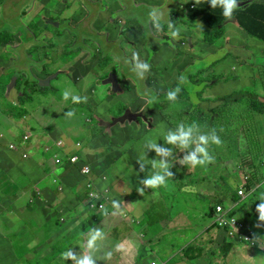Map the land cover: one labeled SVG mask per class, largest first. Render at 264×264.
<instances>
[{
	"label": "rangeland",
	"instance_id": "1",
	"mask_svg": "<svg viewBox=\"0 0 264 264\" xmlns=\"http://www.w3.org/2000/svg\"><path fill=\"white\" fill-rule=\"evenodd\" d=\"M183 1L0 0L1 63L15 65V61H10L15 50H11L7 42L14 44L20 34L23 37L34 34L31 37L33 61L15 76L21 78L20 89L8 87L7 100L18 106L22 92L37 84L34 81L28 83L32 78L44 88L46 81L51 82L47 91L38 90L33 95L29 94L31 100L26 109L29 117L21 125L0 120V183L10 179L20 189L9 197L7 204H0V264H66L67 261L74 264L71 259L63 260L61 253L71 245L77 250L73 252L81 253L79 240L48 243L45 238L54 236V233H46V221L40 223L46 208L53 215L57 214V209L59 214H63L55 223L59 229L69 227L68 224L86 214L82 204L74 206L73 194L67 187L64 186L59 193L57 189L40 190V185L50 176L55 174L60 177L63 174L60 168L54 173L51 163L69 154L83 156L84 160L79 168L66 161L61 164L67 172L68 186L71 182L78 186L76 179L80 176V168H87L91 172L87 177L93 179L100 176L107 190L115 189L117 198H134L131 206L135 209L153 208L151 212L134 213L136 223L131 224L135 232L142 235L139 248L144 254L143 264L154 260L168 264L189 263L183 257L182 249L191 244L201 248L200 251L194 250L193 254H202L192 264H264V255L254 256L246 245L236 246L225 255L220 243L223 234L217 229L208 230L214 222L203 208V203L206 208L211 206L222 188L228 185L227 180L214 177L218 174L227 176L237 168L241 180V174L246 173L244 166L230 160L224 162L222 169L215 159L212 168H208L209 164L189 168L180 160L194 150L196 144H190L188 149H176L177 146L166 143L163 138L169 130L176 132L172 126L181 122L196 121L205 129L202 134L211 136L212 130L216 132L217 129L208 120L210 114L204 109L207 106L204 101L218 103L224 97L240 95L243 101L249 102L251 95H257L264 103V42L236 26L232 22L234 18L227 19L226 25L223 21L210 33H201L203 24L198 25L199 29L194 24L182 22ZM154 8L163 13L161 30L155 29L149 22V13ZM169 19L180 29L179 39L170 37ZM108 27L111 28L106 29ZM219 27L222 28L221 36L215 43H210L208 37ZM43 31H49L54 36L51 45H43L44 56L52 59L51 64L41 61L42 44L34 40ZM76 35L80 37L79 41L83 40L86 48L91 45L101 53V47L105 46L106 50L111 49L119 57L117 76L118 79L126 78L119 83L120 90L113 91L109 82L100 81L98 76H106L98 65L83 69V74L76 75L72 60L74 53L85 54L81 47L69 52V43ZM117 41L118 46H112ZM76 47L74 45L71 49ZM133 53L151 66L139 81H134L138 76L129 62ZM24 62L20 60L19 64ZM117 64L118 61L114 60L109 66L112 72L116 71ZM94 67V72L90 74V69ZM11 74L12 70L2 77L5 85L9 83ZM55 74L57 77L52 80ZM176 87H180L181 94L175 102H167L164 94ZM146 90L151 91L152 96L159 94L154 99L157 108H152L147 103L149 99L143 97ZM63 92L70 95L66 101L61 97ZM79 96L85 97L91 107H87L86 102L76 103L73 100V97ZM120 105L128 110L116 118ZM226 105L219 110L230 117L233 104ZM240 107L241 104H238L234 109ZM69 112L73 115H68ZM22 126L32 129L24 138H21ZM251 126L258 129L260 138L264 139L262 118L255 115ZM33 136L36 137L34 155L29 161H23L18 154L9 151L11 148L18 151V141L19 144L25 141L28 145L25 139ZM147 139L172 150L167 160L171 165L169 171L174 175L167 180L166 186L156 189L141 182L159 171L153 169L150 162L160 157L155 150L144 147ZM222 146L210 144L209 153L216 158ZM45 149L49 152L44 153ZM143 154L145 169L141 171L138 161ZM263 170L261 163H256L253 169L264 189ZM234 184L237 188L238 184ZM138 189H143V194ZM38 190L40 199L37 205H27L33 200L32 194H38ZM249 196L241 198L243 202L235 210L242 209ZM101 217L103 215L99 213L92 219ZM149 218L154 219V224ZM81 227V233H84L86 227ZM18 230L32 235L36 232L27 247L19 248L26 238L19 239L15 235ZM11 245L13 250L9 249ZM113 256L115 261L120 258L118 254Z\"/></svg>",
	"mask_w": 264,
	"mask_h": 264
},
{
	"label": "trees",
	"instance_id": "2",
	"mask_svg": "<svg viewBox=\"0 0 264 264\" xmlns=\"http://www.w3.org/2000/svg\"><path fill=\"white\" fill-rule=\"evenodd\" d=\"M177 1H178L177 3H179V0ZM238 3H240V7L236 9V11L233 13V17H232L234 18L233 21L245 32L250 34L252 37L264 42V0H238ZM183 5H184V9H183L184 17L182 20L186 23H194L198 28H199L198 26L199 24H203V27H201L200 30L201 33H210V31L217 28L221 23H223V21H224L223 23L224 25H226V23L228 22L226 21L227 19L223 16L221 8L217 7L215 9H212L210 4L207 2V0H200L199 3H196V0H184ZM187 18H189L188 21L186 20ZM221 34H222V28L219 27L214 33H212L208 37L207 40L210 43H215L219 39ZM115 46H118V43ZM118 68L119 66L116 68L117 69L116 71H118ZM92 70L94 71L95 67L92 68ZM13 73L14 70H12L9 83L7 85H5L2 79H0V100L2 101V103L0 104V120H2L5 123L15 122L18 125H21L24 122L25 118L29 117L28 111L26 110L31 100L29 94L32 93L33 95L34 94L33 91H38V90L45 92L47 89L40 86L39 84H38V88H35L34 86H29V88L25 89V91L22 92L23 93L22 96L18 98L19 105L16 106L13 103H10L5 98V94H8L9 86H13L14 88H17V90L20 89L19 82L21 78H16V80L13 82V78H14ZM78 74L81 73H77L76 75ZM125 79L126 78L124 79L119 78V81L122 82ZM137 80L139 81L141 79L139 77H135L134 81ZM32 81H36V80L30 79L28 83ZM172 90H168L164 94V99L167 102H172L167 99V93ZM151 94H152L151 91L146 90L145 95L143 97L151 99V98H155L156 96H159L158 93H155L154 96H152ZM180 94H181V89L180 92L178 93V96ZM79 98H80L79 101H85L87 103V107H91V104L88 102V100L85 97L79 96ZM249 98L250 101L245 102L243 101V97L241 98L240 95H233L231 97H224L220 99L218 103L206 101L207 106H205L204 109L208 114H210L208 116V120L211 124H213L214 129H217L216 134L219 136V138L222 141L221 145H223L221 148V153L215 158L219 162L218 166H221V168L223 169L224 162L233 160L236 165H243L244 170L250 175L249 181L247 183L246 197L249 194L250 196L248 200L245 201L244 209L239 212L232 213L231 216L233 217L235 216L240 219L239 225L248 224L251 228L252 224L254 223L253 212L256 219L259 216L258 212L256 211V206L257 204H259L260 201L257 200V197L260 192H264L262 191V184L258 182L256 172L253 171L256 163H261V165H264V139L260 138L258 129H254L251 126V124L254 123L255 115H258L260 118H262L264 122V103L260 101L257 95L256 96L251 95ZM231 103L233 104V106L230 111V117H228L222 110H219V108H221L226 104L229 105ZM238 104H241V107L238 110L234 109L235 106ZM154 106L155 108H157L155 102L153 101L151 107L154 108ZM127 109L128 108L126 106L120 105L118 107L119 116L116 118H120L122 114L126 112ZM202 113H200V115H202ZM181 123H184L186 128L188 126L195 125L193 127L194 136H198L202 134V131L200 130L201 127L196 123V121L181 122ZM84 125H88V124H84ZM177 125L172 126L176 131H177ZM202 130L204 131L205 129ZM28 132H32V129L30 127L22 126L21 138H24L26 136V133ZM93 135L96 136L95 132H93ZM35 139L36 137L33 136L31 140L33 144L35 142ZM177 148L178 147H176V149ZM73 156L78 157L79 155H73ZM212 165L213 162L208 165V168H212ZM73 167L79 168V165ZM61 170L65 173L64 176L66 177L67 172H65L62 169V167ZM214 178L218 180L225 179L228 181V185L227 187L221 190L219 197L211 204L209 208H206L205 203H203V207L205 210H207V214L210 219L213 218L217 207L223 206L227 208L230 205L239 204L241 201L237 191L234 189L232 185V181L239 180V173L237 168L233 171H230L227 176H222L218 174L217 177ZM76 180L78 181V183L83 181L81 176H79ZM33 182H36V180ZM67 182L68 180L64 181L63 186L68 187ZM19 190H20L19 187L14 188L13 184L8 179L5 182L0 183V204L3 205L7 204L9 197L14 193H18ZM35 203L36 201L32 200V202L28 203V205H33ZM148 211L151 212L152 208H150ZM48 216L50 219H53L54 217L49 214ZM60 218L61 217H59L55 221V223H57ZM94 219L96 218L93 219L90 218L89 222H93ZM149 221L153 222L154 224L153 218H149ZM83 225L86 227L85 229L86 231L88 225L86 223H84ZM223 233L226 234L227 231L224 230ZM241 233L243 234L246 232L242 230ZM77 234L82 235L83 233H81L80 230ZM77 234L73 233L72 235L64 236V238L58 243H63V242L72 243L71 238L76 237ZM220 243H221V249L225 252V254H227V252H229L230 250L234 249L236 246H243L245 244L241 236H237L234 239L231 238L228 239L226 238V235H224V237L221 238ZM71 248H73L72 245L70 246L69 249ZM69 249L65 248L64 250L68 251ZM193 250L200 251L201 248H197L195 246H188L187 248H183V256L188 261H193V257L191 254ZM250 252L254 255L264 254V251H261L259 248H252L250 249ZM115 254H118V251L114 248L108 263H117L118 260L115 261L113 256ZM198 255L201 256L202 254L198 253L194 256H198ZM98 260H96V264H105L104 261L99 262ZM141 260L142 259H140L139 257L138 261L135 264H141Z\"/></svg>",
	"mask_w": 264,
	"mask_h": 264
},
{
	"label": "clouds",
	"instance_id": "3",
	"mask_svg": "<svg viewBox=\"0 0 264 264\" xmlns=\"http://www.w3.org/2000/svg\"><path fill=\"white\" fill-rule=\"evenodd\" d=\"M199 2H200V0H196V3H199ZM207 2L210 4L212 9H215L217 7L221 8L222 14L226 19H231L233 17V13L236 11V9H238L240 7V3H238V0H207ZM163 18H164L163 13L159 9L154 8L149 13V22L157 30L162 29L161 21L163 20ZM167 27L169 29V35L173 40L180 38V29L176 28L170 19L167 23ZM23 38L24 37L22 36V39ZM20 42H21V39H19L14 44L7 42L6 45H8V47L11 50H15V52H16L17 49H13V47L16 46ZM3 49H4V47L2 48V50ZM15 52H14V54H15ZM10 61L14 62V58H10ZM129 62L132 64L133 70L135 71L136 75L140 79H143L145 77L146 73H148L150 71V68H151L150 64L146 61H141L139 58V55L137 53L132 54L131 60ZM0 64L6 65V64H2L1 62H0ZM6 66H13V65H6ZM183 82H184L183 78H181V83H183ZM49 86H50V84L48 86H46L45 88H47ZM179 92H180L179 87H177L176 89H174L172 91H169L167 93V99L169 101L175 102ZM69 96H70L69 94H67V95L64 94L63 100L66 101ZM79 99H80L79 97H73V100L76 102H79ZM154 99L155 98L149 99L147 101V103L152 104ZM204 103H206V101H204ZM68 115H73V113L69 112ZM194 126L195 125L188 126L186 128L184 123H180L177 125V131L175 130L176 132L169 130L163 134V138H164L166 143L175 145L180 149H188L190 144H192V143L196 144L195 149L190 151L187 155L183 156L182 159L180 160L181 164L187 165L189 168H195L197 166H206L207 164L214 162L215 158L209 153V145L215 144V145L219 146L222 144V141L219 138V136L216 134L215 130H212L211 136H209L207 134H200L198 136H194L193 135V127ZM200 130L203 132V130L201 128H200ZM144 147L155 150L157 157H160V159H158V160L154 159L150 162L152 168L153 169H159V171H156L153 174H151L150 176H148L147 178L142 179L141 182L145 186L150 187L152 189H156V188H159L161 186H166L167 180L169 178L173 177V175H174L171 171H169V168L171 167V165H170V162L167 160V158L172 155V150L159 146L155 142V140H153V139H147L145 141ZM44 153H45V151H44ZM144 158H145V154H143L141 160L138 161V163L140 164V170L141 171H144V169H145V165L143 162ZM83 160H84V158H83ZM80 173H81V168H80ZM262 176H263V180H264V170H263ZM249 178H250V175L246 172V173L241 174V180L232 181V185H233L234 189L237 191L240 199L246 198L247 183L249 181ZM101 179H102L101 177L89 179L87 176H84L83 181H82V182H84V186H83L84 191L90 190L93 187H99L101 189L106 190L105 183L102 182ZM234 182H236L238 184L237 188L235 187ZM89 186H91V188H89ZM138 191L141 194H143V189H138ZM262 191H264L263 188H262ZM257 200L260 201L259 204H257V206H256V211L258 212L259 216L256 219L254 212H253L254 223L252 224L251 228L248 224L239 225L240 219L238 217L231 216L232 213L239 212V211L244 209L245 202H244V206L242 209L235 210L237 206L242 204L243 200L241 199L239 204L230 205L227 208L223 207V206L217 207L216 212H215L213 218L211 219L214 222L213 226L211 228H209L208 230H211V229L219 230L221 232V234H223V236L221 238H223L224 235H226V238H228V239L229 238L234 239L237 236H241V238L245 242L244 245L248 246V248H250V249L259 248L261 251H264V192L259 193ZM83 201H84V199H83ZM111 204H112L110 206L111 208H115V209L119 210V203L117 201L113 200ZM205 206H206V204H205ZM231 206H233V208H230ZM205 211H206V215L208 216L207 210H205ZM88 212L89 213H95V212H90L89 210H88ZM105 214H107V212H105ZM224 230L227 231L226 234L223 233ZM242 230L245 231L246 233L242 234L241 233ZM221 238H220V240H221ZM105 239H106V235L101 229H98V228L97 229H90L89 233H88V239H87L86 245H84L81 242V253L80 254H77V253L73 252L71 249H69L68 251L62 252L61 257L63 260H65V259L73 260L74 264H96V255L95 254L100 251V245L98 244V242L103 241ZM189 246H195V245L191 244ZM84 249H86V251ZM182 252H183V249H182ZM191 254L193 257V261H188L183 256L189 262L187 264H190V263L192 264L197 257L202 256V255L201 256H199V255L194 256L196 254H193V253H191ZM111 255H112L111 251H105L103 258L109 259V258H111ZM260 255H264V254H259V255H254V256H260ZM139 257H140V255H139ZM138 258H137V261H138ZM151 262L152 261H150L149 264ZM141 264H143L142 260H141Z\"/></svg>",
	"mask_w": 264,
	"mask_h": 264
},
{
	"label": "crops",
	"instance_id": "4",
	"mask_svg": "<svg viewBox=\"0 0 264 264\" xmlns=\"http://www.w3.org/2000/svg\"><path fill=\"white\" fill-rule=\"evenodd\" d=\"M176 2H178V1L176 0ZM183 17H184V14L182 11V19H183ZM182 22H184V21L182 20ZM232 22L236 26H238L234 21H232ZM184 23H186V22H184ZM191 24H194V23H191ZM109 28H111V27H108L106 29H109ZM33 35L34 34H31V33H29L28 35H25L28 37V39L25 40L20 47H18V49L16 50V52L14 54V61H15L14 64L15 65H13V69H12V70H14L13 77H15L21 71L26 69L30 65V63L33 61V56L31 55V50L34 48V44L31 41V37ZM53 39H54V36L49 31H43L38 37H34V40L41 41V44H42L41 61L44 64H51L52 59L50 57L44 56L43 52L45 49L43 48V45H47V46L51 45L52 44L51 41ZM79 40H80V37L76 35L74 37V40L71 41L69 43V45L70 44H73L72 46L77 45L76 48H78L79 46L85 47L83 44L84 43L83 40L82 41H79ZM117 43L118 42H116L112 46L117 45ZM71 47H68L69 52L72 50ZM73 49H75V48H73ZM85 50L92 53L93 59L89 61L88 65H85L81 61L82 56L74 53L72 60L74 61V65H75L74 69H75L76 74L77 73L83 74V69L91 68V67L95 66L96 62H97V58H99V56H102L101 62H102V68L104 70L105 75L107 77H109L110 75H113V74L117 75V71L112 72L109 66L112 64V62L114 60H117L118 61V64L116 65V68H117L120 64V60H119V57L114 55V53L111 49L106 50V47L102 46L100 49L101 53H98L97 50L95 49V47L89 45L88 48H86ZM95 53L98 55L94 56ZM20 60H25V62L19 64ZM122 61H123V59H122ZM56 77H57V74L53 75L52 80L55 79ZM70 79H71V82L74 84L73 79L71 77H70ZM50 84H51V82H50ZM111 98H113V97H111ZM80 102H85V101H79L77 103H80ZM86 161H89V160H86ZM64 175H65V173L63 172V174L60 177H58L60 180V184H63V182L67 180ZM80 176L83 179L84 176L81 173H80ZM70 179H72V178H70ZM8 180L13 184L14 188H18L13 180H10V179H8ZM54 180H55V177L50 176V178L45 183L40 185V190L44 191L48 188L51 190L56 189V186L53 184ZM83 186H84V182H80L78 184V186H76V184L74 182H71L69 184V186L67 187L71 191V193L73 194L74 206H79L82 204L84 207L83 210L86 211V214H83L80 218L75 219L72 223L68 224L69 227H63L62 229H59L57 226H55V221L59 217H61V218L63 217V214H59L58 209L56 211L57 214L53 217V219H50L48 216V214L50 213V212H48L49 208H46L43 211V213H42L43 218H42L40 223H42L43 221H46L44 230L49 235L54 233V236H49L48 238H45L46 240H48V243H55V242L58 243L59 241H61L64 238V236L72 235L73 233L77 234L81 230V225L86 223L88 225L87 230L82 235L77 234L76 237H74V238L72 237L71 239H72V242L79 240L84 245H86L89 230L90 229H97V228L101 229L105 233L106 239L98 242V244L100 245V251L95 254L96 260L103 259L104 263L108 264V261L110 258L104 259L103 258L104 252L105 251H111L113 253L114 248L118 251V254L120 255V258L118 259V261L121 262V260L124 258V260L121 262L122 264H135L139 255H140V259H143L144 254L142 252L140 253V248H139L140 244H142V242L139 238H142V235H138L135 232V230L132 228L131 224L136 223L134 221V218H135L134 213L142 214L143 211H148L152 207H147L145 210L135 209L134 207L131 206V204L135 202L134 198L127 197V198H124L123 200H121V198H117L115 196V189L113 188L110 191L106 189L107 197L111 203L113 200H115L119 203V210L112 211L110 209L111 208L110 205L106 204L105 210L98 211L97 213H89L88 210L86 209V207L84 205V201H83V199L85 197V191H84ZM77 187H78V193H77ZM37 193L38 194H35V193L32 194V198L36 202L38 201V199H40V191L38 190ZM44 198H47L46 195H44ZM27 205H28V203H27ZM33 205H37V203H35ZM105 212H107V214H105ZM99 213H102L103 217L96 218V219H94L93 222H89L90 218H92L94 215L99 214ZM130 216H133L132 217L133 219ZM66 223H68V222H66ZM37 229H39V226ZM120 230H122V233L120 232ZM15 235L19 236L20 237L19 239L26 238L23 241V243L19 246V248H20L21 246L27 247L30 244V242L35 238L36 232L32 235L31 233H28L25 230H18L15 233ZM83 237H84V239H83ZM6 240L9 242H12V241H10L9 238H7ZM13 245H11L9 247L10 250H13V248H12ZM113 246H114V248H113ZM78 247H81V243ZM71 250H75V249L71 248ZM75 251H77V250H75ZM66 264H71V262L67 261ZM184 264H187V263H184Z\"/></svg>",
	"mask_w": 264,
	"mask_h": 264
},
{
	"label": "built area",
	"instance_id": "5",
	"mask_svg": "<svg viewBox=\"0 0 264 264\" xmlns=\"http://www.w3.org/2000/svg\"><path fill=\"white\" fill-rule=\"evenodd\" d=\"M26 137V136H25ZM26 142H22L21 144L18 143V151L15 148H11L9 150L12 153L18 154L21 160L23 161H29L33 155H34V147L32 143V138H26ZM45 153L49 152V149L44 150ZM58 154H54V156H57ZM83 156H73L71 154L65 156L63 159H57L52 162V166L54 168V173L57 172L59 168H61V164L66 161L70 165L77 166L80 164L81 161H83ZM81 174L83 176H90L91 172L87 168H81ZM55 180L53 181V184L56 186V189L60 192L61 189L64 190L63 184H60V180L58 177L55 176ZM91 188V186H89ZM103 203V204H102ZM112 205L111 202L109 201L107 197V192H104L101 188L99 187H93L90 190H85V197H84V205L85 207L90 211V212H95L97 213L98 211H103L105 210V205ZM51 216H55L51 213H49ZM150 264H168L166 261H157L154 260Z\"/></svg>",
	"mask_w": 264,
	"mask_h": 264
},
{
	"label": "flooded vegetation",
	"instance_id": "6",
	"mask_svg": "<svg viewBox=\"0 0 264 264\" xmlns=\"http://www.w3.org/2000/svg\"><path fill=\"white\" fill-rule=\"evenodd\" d=\"M18 38L19 39H21V42L20 43H18L16 46H14L13 47V49H18V47H20L22 44H23V42H24V40H26L28 37L27 36H24V38L22 39V36L21 35H19L18 36ZM119 40V39H118ZM118 42V41H117ZM73 44H70V46L69 47H71ZM79 47H81L82 49H83V53H85V54H79V55H81L82 56V63H86L85 65H88L89 64V61L90 60H92L93 59V56H92V53L91 52H89V51H86L85 49V47H82V46H79ZM78 47V48H79ZM78 48H75V49H72L71 51L72 52H74V51H76ZM78 55V54H77ZM98 54H94V56H97ZM120 60V59H119ZM102 56H99V58H97V62H96V65H98V66H100V70H101V72H103L104 73V70H103V68H102ZM0 62H1V59H0ZM95 65V66H96ZM13 69V66H6V65H1L0 64V79H2V77L3 76H5V75H8L10 72H11V70ZM19 71V70H18ZM94 71L92 70V69H90V74H92ZM105 74V73H104ZM106 76V75H105ZM99 78H100V81H102L103 79H105V78H107V76L106 77H103L102 75L101 76H98ZM32 79H35V78H32ZM36 80V79H35ZM34 82H36L37 84L36 85H31V86H34L35 88H38V81L36 80V81H34ZM121 82V81H120ZM15 89H17V88H15ZM34 92V91H33ZM64 94H68L67 92H63L62 93V99H63V96H64ZM5 98L7 99V94H5ZM64 101V100H63ZM150 106H151V104H150Z\"/></svg>",
	"mask_w": 264,
	"mask_h": 264
},
{
	"label": "water",
	"instance_id": "7",
	"mask_svg": "<svg viewBox=\"0 0 264 264\" xmlns=\"http://www.w3.org/2000/svg\"><path fill=\"white\" fill-rule=\"evenodd\" d=\"M16 80V78L14 77L13 78V82ZM102 82H109L111 84V86L113 87V91H118L120 90V86H119V79H118V76L113 74V75H110L109 77H107L106 79H104ZM46 86H48L50 83H48V81H46ZM45 86V87H46ZM9 87H13V86H9ZM128 110V109H127ZM126 110V111H127Z\"/></svg>",
	"mask_w": 264,
	"mask_h": 264
}]
</instances>
